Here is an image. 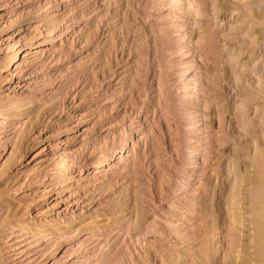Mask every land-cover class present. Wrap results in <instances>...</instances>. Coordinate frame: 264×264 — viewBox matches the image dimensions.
Wrapping results in <instances>:
<instances>
[{"label": "rangeland", "instance_id": "374dc122", "mask_svg": "<svg viewBox=\"0 0 264 264\" xmlns=\"http://www.w3.org/2000/svg\"><path fill=\"white\" fill-rule=\"evenodd\" d=\"M263 171L264 0H0V264H237Z\"/></svg>", "mask_w": 264, "mask_h": 264}, {"label": "bare ground", "instance_id": "6f19581e", "mask_svg": "<svg viewBox=\"0 0 264 264\" xmlns=\"http://www.w3.org/2000/svg\"><path fill=\"white\" fill-rule=\"evenodd\" d=\"M20 58H21V55H19L18 51L15 50V52L7 58V62L5 65L6 71H11L16 66V64L20 60ZM6 115L7 114H2L3 117ZM130 151H131V149H130L129 145H127V142H124L123 147L116 154L108 153L105 156H103L100 160L92 163L91 166L93 169H98V168H101L103 166H107V165L111 164V162L114 160H118L117 163L120 165L121 163H124L125 157ZM251 183H253V180L250 178L248 180V184L251 185ZM243 184H244V182H243ZM260 201L261 202H260V210H259V220H258V222H256L255 229L253 230L254 235L252 237H248V239H247L248 243H249V239H251V238L253 239L252 247H248V248L245 247L243 251H241L240 253H237V254H236V252L232 253V259L234 261H236L237 264H264V196H263L262 200H260ZM43 213H45V212H43ZM239 219H240V217H239ZM240 223L238 222V224L241 225V227H242V225L244 226V224H242V222H240ZM242 228H244V227H242ZM240 230H241V228H240ZM247 231L249 232V230H247ZM220 234L221 233L218 232L217 236H216L217 244L221 243L220 238L222 236ZM239 247L241 248V246H239ZM250 249H252V251H253L252 253L249 252ZM238 250H240V249H238Z\"/></svg>", "mask_w": 264, "mask_h": 264}]
</instances>
